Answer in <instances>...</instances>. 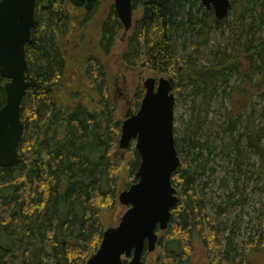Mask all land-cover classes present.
Returning <instances> with one entry per match:
<instances>
[{"label": "trees", "instance_id": "1", "mask_svg": "<svg viewBox=\"0 0 264 264\" xmlns=\"http://www.w3.org/2000/svg\"><path fill=\"white\" fill-rule=\"evenodd\" d=\"M230 3L229 13L237 7L240 11L242 6L249 10L257 3L263 5L253 23L264 24V0ZM69 4V0L35 2L31 43L25 46L30 88L20 108L24 132L17 147L19 162L0 167V264H85L105 230L100 211L115 207L118 193L136 180L140 157L134 148H129L125 158L118 147L121 120L115 117L105 90L102 63L94 55L85 57L82 75L87 87L83 90L60 92V86L55 89L69 60L61 48L72 20ZM97 4L76 20L80 27L93 17ZM132 7L133 11L139 9L141 16L127 31L123 61L158 77L170 75L176 86L184 82L191 98L184 134L174 133L180 165L171 183L178 201L171 210L167 229L159 236L153 264H189L188 252L194 238L200 240L210 264H229L227 254L235 251L234 238L229 235L222 250V228L216 217L225 216L234 205L239 210L247 198L239 201L227 197L216 207V216L210 217L202 188L194 178L203 168L191 170L190 164L203 150L213 148L211 143L198 140L201 128L209 122L211 100L216 99L229 77H237V93L230 98L237 95L245 99H238L228 121L219 128L228 140L223 152L233 154L234 172L248 156H257V174L263 179L264 191V127L255 123L251 111L243 131L236 134L235 129L245 107L264 92V42L255 43L253 34L248 42H242L243 31L240 34V25L236 24L229 28L230 52L212 50L211 58H204L200 56L203 49L216 45L211 32L222 27L229 13L216 20L213 10L199 0H132ZM121 31L112 5L100 21L99 51L109 53ZM5 82L0 77V108L6 100ZM143 95L139 85L135 110ZM124 165L130 182L119 189V171ZM262 233L261 224L244 259L237 264H255L257 253L264 249ZM147 257L144 252L142 260L146 262Z\"/></svg>", "mask_w": 264, "mask_h": 264}, {"label": "rangeland", "instance_id": "2", "mask_svg": "<svg viewBox=\"0 0 264 264\" xmlns=\"http://www.w3.org/2000/svg\"><path fill=\"white\" fill-rule=\"evenodd\" d=\"M112 5L113 0H98L93 17L86 25L80 27L76 20L83 16L84 10L69 4L67 9L71 12L72 20L68 33L61 40V48L69 60L63 78L60 77L57 80L55 89L58 90L60 86V92L62 90L70 92L76 88L83 90L87 87V80L82 75L83 60L88 55H94L104 67L106 74L105 90L114 106L115 117L120 119L122 123L127 114H134L138 110H135L137 99L135 94L139 85L143 88L144 79L148 77L155 79L172 77L170 75H160L158 77L145 68L139 66L133 68L126 65L122 55L125 50L127 33L123 31L116 36L109 53L103 54L99 51L97 41L100 21ZM243 5L245 6L244 3ZM262 7L263 5L257 3L249 10L243 8V6L240 11L238 7L231 10L222 27L211 32V37L216 45H209V47L203 49L200 56L211 58L212 50L217 53L230 52L232 39L230 38L229 28L236 26V24L240 25L239 33L241 34L243 31V34L240 35L242 42H248L252 38V34L255 35V43L264 42V24L253 23ZM140 16L139 9L133 11V21L139 19ZM249 25H252V27ZM245 34L250 36H245ZM172 80L174 82L173 78ZM179 83L178 86L175 82L173 85V93L177 98L174 108V133L183 135L186 122L190 116L191 98L188 97V86L184 82ZM238 84L237 77H229L227 82L221 86L216 99L211 100L207 118L209 122L202 126L198 140L211 143L213 148L203 150L197 161L190 164L191 170H194L196 166H198L197 168L199 166L203 168L197 172V176L195 175L194 178L202 188L204 201L207 204L205 209L210 217L216 216V207L220 203H225L227 197L230 196L232 200L239 199V201L247 198L239 210L237 205H234L227 211L225 216L216 217V223L222 228L219 236L220 243L223 246L222 250L227 246L226 238L229 235L234 238L233 247L235 251L227 254L229 264H237L244 259L249 242L254 239L261 224L263 225L262 237L264 238V191L262 190L263 179L257 174L259 160L257 156H248L241 162L240 169H236L234 172L233 154L227 151L223 152L228 140L219 129L228 121L229 112L232 107L237 106L238 99L240 102L245 99L244 96L240 98L237 95H234V99L230 98L232 94L237 93ZM223 89H225V93L222 94ZM263 107L264 92L261 96H254L252 102L245 107L240 119L235 124L236 134L243 131V125L251 111L255 115V123L264 127V115L261 114ZM134 145L135 142L131 141L129 148H134ZM129 148L123 151L125 158H128L130 154ZM128 182H130V178L125 172L124 165L119 171L118 188L125 187ZM126 209L119 203L112 209H102L99 215L103 228L116 226ZM160 234L161 232H158V240ZM205 251L200 240L194 238L188 252L189 264H210ZM222 253L226 256L224 251H221ZM147 254L148 257L144 263L153 264L157 257V247L154 252ZM263 260L264 249H260L254 263L263 264Z\"/></svg>", "mask_w": 264, "mask_h": 264}, {"label": "water", "instance_id": "3", "mask_svg": "<svg viewBox=\"0 0 264 264\" xmlns=\"http://www.w3.org/2000/svg\"><path fill=\"white\" fill-rule=\"evenodd\" d=\"M75 7L89 11L97 0H69ZM36 0H0V77L6 80L5 104L0 108V167L19 162L18 144L24 126L21 103L30 88L25 46L31 43L35 24ZM212 9L216 20L225 18L230 0H199ZM115 14L126 33L132 27V0H113ZM144 95L136 113L127 114L120 127L118 147L126 150L131 141L140 157L135 182L118 193V203L127 209L119 223L104 230L96 251L85 264H146L144 252L152 253L158 244V232H164L178 198L171 176L180 165L174 140L172 78L148 77ZM127 262L124 263V260Z\"/></svg>", "mask_w": 264, "mask_h": 264}, {"label": "flooded vegetation", "instance_id": "4", "mask_svg": "<svg viewBox=\"0 0 264 264\" xmlns=\"http://www.w3.org/2000/svg\"><path fill=\"white\" fill-rule=\"evenodd\" d=\"M97 2H98V0L96 1V3H97ZM94 5H95V4H94ZM94 5H93V7H94ZM74 7H75V6H74ZM93 7H92V8H93ZM75 8H80V9L85 10L84 7H75ZM113 9H114V8H113ZM85 11H86V10H85Z\"/></svg>", "mask_w": 264, "mask_h": 264}, {"label": "bare ground", "instance_id": "5", "mask_svg": "<svg viewBox=\"0 0 264 264\" xmlns=\"http://www.w3.org/2000/svg\"><path fill=\"white\" fill-rule=\"evenodd\" d=\"M78 18V17H77ZM75 20V19H74Z\"/></svg>", "mask_w": 264, "mask_h": 264}]
</instances>
